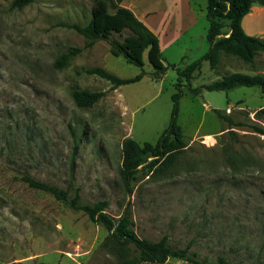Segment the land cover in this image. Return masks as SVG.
Returning a JSON list of instances; mask_svg holds the SVG:
<instances>
[{"label": "rangeland", "instance_id": "374dc122", "mask_svg": "<svg viewBox=\"0 0 264 264\" xmlns=\"http://www.w3.org/2000/svg\"><path fill=\"white\" fill-rule=\"evenodd\" d=\"M15 1L0 0V264H123L106 244L104 227L30 188L25 175L71 193L79 190L86 203L107 201L106 212L115 218L130 206L139 238L168 236L173 247H190L210 264L220 256L231 264H264V135L253 129L264 128L255 115L264 95L258 87H240L229 93L203 89L192 96L177 72L209 50L208 0H192L199 17L192 29L186 21H174L169 10L181 1L123 0L153 30L166 24L186 32L163 52L166 64L177 69L159 79L152 77L146 53L140 68L113 56L105 40L85 48L82 35L62 26L87 25L93 0H33L22 7ZM72 48L83 50L57 68L59 57ZM94 67L120 78L141 72L144 77L115 89L84 72ZM253 69L222 55L215 70L204 61L190 84L200 87ZM77 89L105 96L80 108L73 99ZM179 91L178 122L188 146L172 169L149 173L128 195L119 175L123 142L157 143ZM217 111L240 125L229 129ZM165 264L191 263L169 259Z\"/></svg>", "mask_w": 264, "mask_h": 264}, {"label": "trees", "instance_id": "16d2710c", "mask_svg": "<svg viewBox=\"0 0 264 264\" xmlns=\"http://www.w3.org/2000/svg\"><path fill=\"white\" fill-rule=\"evenodd\" d=\"M33 0H16L15 5L25 6ZM123 0H93L92 16L87 25L62 24L63 27L74 30L86 40L85 48H91L96 41L105 40L110 46V53L124 59L132 65L143 68L144 54L153 67L152 77L159 79L167 71L177 69L175 65L166 64L160 49L158 37L128 8L122 6ZM254 4L264 5V0H208L207 19L209 29L207 40L208 52L185 69H177L179 78L186 80L192 96L199 95L203 89L229 93L240 87H258L264 95V64L257 68V57L264 53V40L249 36L245 33L242 20L251 11ZM227 29V33L223 30ZM130 32L124 40L111 38L113 34ZM82 48H72L62 54L55 66L62 68L75 55L82 52ZM222 55L234 56L254 68L253 74L234 72L223 76L221 80L192 87L191 80L201 74L202 63L208 61L212 70L217 69ZM86 74L96 75L110 82L115 89L121 86L141 81L144 72L134 78H120L102 67L84 70ZM181 86L179 83L178 87ZM182 92L173 95L174 108L169 126L164 130L155 144L138 143L127 138L123 142L122 166L119 171L120 179L128 195L134 193L135 187L149 174L153 176L168 172L183 155L188 144L185 141L182 127L178 122L179 101ZM105 94L88 90H75L73 99L80 108L93 107ZM220 118L225 119L229 129L236 124L232 119L217 111ZM258 119L264 120V106L256 112ZM255 132L264 135V128L254 126ZM22 180L32 189L42 191L53 196L66 207L74 211H82L90 221L100 224L108 232L106 244L117 252L123 264H165L169 259H181L191 264H210L185 249L171 245L168 236L158 241L139 238L135 228L131 207H125L119 218L112 217L106 212L107 201L94 204L83 202L79 190L71 193L57 186L39 181L29 175ZM214 264H231L227 258L220 256Z\"/></svg>", "mask_w": 264, "mask_h": 264}, {"label": "crops", "instance_id": "0c3cea01", "mask_svg": "<svg viewBox=\"0 0 264 264\" xmlns=\"http://www.w3.org/2000/svg\"><path fill=\"white\" fill-rule=\"evenodd\" d=\"M178 1H181L182 5L180 7H178L177 4L174 3L171 6V9H169L171 13L174 14V21H177V23H179L180 21H186L188 23L187 28L192 29L199 23V17L192 3V0ZM122 6L130 9L140 19L138 14H136L135 11L129 6L124 5L123 2ZM167 10L168 9L166 5H164V7L162 8V13L164 12L163 15H167ZM150 23L151 25H156L153 20H151ZM242 26L247 35L258 37L264 40V5L254 4L251 8L250 13L243 18ZM147 27L158 37L162 53L170 51L172 50V48L177 46L182 36H184V34L186 33L184 32L185 30H183L179 25V29L177 30L168 29L166 27V24L165 26L159 28L160 30H153L150 26ZM154 27L156 28L157 25ZM260 57L264 58V53H262V56Z\"/></svg>", "mask_w": 264, "mask_h": 264}, {"label": "built area", "instance_id": "2783aa9c", "mask_svg": "<svg viewBox=\"0 0 264 264\" xmlns=\"http://www.w3.org/2000/svg\"><path fill=\"white\" fill-rule=\"evenodd\" d=\"M227 111L230 112V109H228Z\"/></svg>", "mask_w": 264, "mask_h": 264}, {"label": "bare ground", "instance_id": "6f19581e", "mask_svg": "<svg viewBox=\"0 0 264 264\" xmlns=\"http://www.w3.org/2000/svg\"><path fill=\"white\" fill-rule=\"evenodd\" d=\"M210 141V140H209Z\"/></svg>", "mask_w": 264, "mask_h": 264}]
</instances>
